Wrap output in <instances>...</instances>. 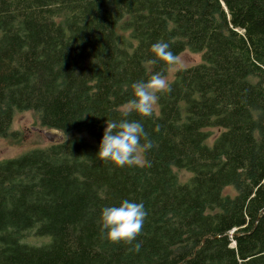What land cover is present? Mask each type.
Wrapping results in <instances>:
<instances>
[{"label":"trees","instance_id":"trees-1","mask_svg":"<svg viewBox=\"0 0 264 264\" xmlns=\"http://www.w3.org/2000/svg\"><path fill=\"white\" fill-rule=\"evenodd\" d=\"M157 41L201 59L129 113L153 147L117 167L97 146ZM22 110L62 139L0 160V264H264V0H0V136ZM122 199L146 211L132 243L99 231Z\"/></svg>","mask_w":264,"mask_h":264},{"label":"clouds","instance_id":"clouds-1","mask_svg":"<svg viewBox=\"0 0 264 264\" xmlns=\"http://www.w3.org/2000/svg\"><path fill=\"white\" fill-rule=\"evenodd\" d=\"M153 58L142 61V67L151 75L146 81H135L131 84L132 98L117 107V111L124 119L118 122H108L103 129L97 146L96 156L117 167L141 166L146 162L143 153L153 147L147 138L143 126L139 121L128 120L131 112L141 116H151L158 102V93L170 90V81L159 72H151V66L157 59L169 67L179 69V60L169 50V44L157 41L150 46ZM144 138L143 144L140 143ZM146 211L142 202L122 199L118 204L106 205L100 209L99 231L102 239L109 242L132 243L140 233ZM139 242L133 244V250H139Z\"/></svg>","mask_w":264,"mask_h":264},{"label":"rangeland","instance_id":"rangeland-1","mask_svg":"<svg viewBox=\"0 0 264 264\" xmlns=\"http://www.w3.org/2000/svg\"><path fill=\"white\" fill-rule=\"evenodd\" d=\"M124 35H126V33ZM177 58L179 60V68H182L199 62L201 56L199 52H192L188 49H184L177 55ZM175 71V66L168 67L163 76L170 81ZM157 109L158 107L156 105L154 110L155 113ZM39 129L41 128L38 126L36 112L33 110L16 111L11 121L10 130L16 131L17 135L16 137L0 136V160L16 156L31 148L45 147L50 142L43 136ZM210 130L212 132L214 131L213 128ZM179 176L184 179L188 176V173L183 170L179 172ZM225 191H229V189L226 188ZM48 239V236H35L31 231L27 232L24 237L25 241L34 244L44 243L48 241Z\"/></svg>","mask_w":264,"mask_h":264},{"label":"water","instance_id":"water-1","mask_svg":"<svg viewBox=\"0 0 264 264\" xmlns=\"http://www.w3.org/2000/svg\"><path fill=\"white\" fill-rule=\"evenodd\" d=\"M43 136L49 142H60L62 139L61 132L55 128L39 129Z\"/></svg>","mask_w":264,"mask_h":264}]
</instances>
